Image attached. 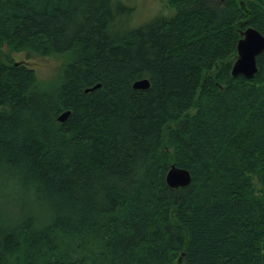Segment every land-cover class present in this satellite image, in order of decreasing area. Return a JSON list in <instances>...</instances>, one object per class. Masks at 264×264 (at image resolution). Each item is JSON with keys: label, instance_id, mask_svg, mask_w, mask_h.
<instances>
[{"label": "trees", "instance_id": "trees-1", "mask_svg": "<svg viewBox=\"0 0 264 264\" xmlns=\"http://www.w3.org/2000/svg\"><path fill=\"white\" fill-rule=\"evenodd\" d=\"M164 3L131 27L126 0H0V131L31 109L58 126L18 147L42 174L113 178L75 222L0 236V264H264V50L252 78L231 73L264 0ZM4 45L68 61L41 83ZM175 163L188 186L167 185Z\"/></svg>", "mask_w": 264, "mask_h": 264}, {"label": "clouds", "instance_id": "clouds-1", "mask_svg": "<svg viewBox=\"0 0 264 264\" xmlns=\"http://www.w3.org/2000/svg\"><path fill=\"white\" fill-rule=\"evenodd\" d=\"M18 123L0 131V236L24 230L42 231L58 220L75 222L92 201L98 200L102 186L113 178L97 176L93 187L81 190L59 186L35 167L30 157L18 150L24 136L30 131L46 128L58 130L51 120L42 122L38 112L23 109L16 113ZM73 146L65 148V158Z\"/></svg>", "mask_w": 264, "mask_h": 264}, {"label": "water", "instance_id": "water-1", "mask_svg": "<svg viewBox=\"0 0 264 264\" xmlns=\"http://www.w3.org/2000/svg\"><path fill=\"white\" fill-rule=\"evenodd\" d=\"M238 55L231 67L233 76L241 75L245 78H252L258 72L257 57L264 50V34L253 26H248L242 32V37L238 40ZM150 80L148 78H138L134 80L132 86L139 89H147ZM100 86V83L86 90H93ZM69 110L63 111L59 116L60 121H64L70 115ZM192 180V173L189 169L172 164L167 170V185L176 187L188 186Z\"/></svg>", "mask_w": 264, "mask_h": 264}, {"label": "rangeland", "instance_id": "rangeland-1", "mask_svg": "<svg viewBox=\"0 0 264 264\" xmlns=\"http://www.w3.org/2000/svg\"><path fill=\"white\" fill-rule=\"evenodd\" d=\"M134 6V12L129 18L132 26H140L156 17L159 13H164L172 8H166L164 1L166 0H126ZM3 53H10L18 62H24L27 66L35 70L36 78L41 83H49L51 80L57 79L63 65L68 61V56L61 53H52L50 55H42L40 53L31 52L29 50L14 51L9 46H3Z\"/></svg>", "mask_w": 264, "mask_h": 264}, {"label": "bare ground", "instance_id": "bare-ground-1", "mask_svg": "<svg viewBox=\"0 0 264 264\" xmlns=\"http://www.w3.org/2000/svg\"><path fill=\"white\" fill-rule=\"evenodd\" d=\"M241 5H242V3H241ZM261 32H262V31H261ZM262 33H263V32H262ZM263 34H264V33H263ZM237 47H238V46H237ZM237 49H238V48H237ZM237 55H238V50H237ZM237 55H236V56H237Z\"/></svg>", "mask_w": 264, "mask_h": 264}]
</instances>
